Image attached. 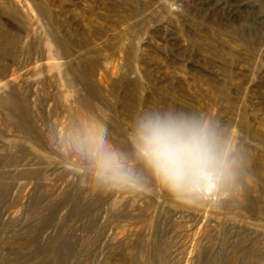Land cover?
Masks as SVG:
<instances>
[{"label":"rangeland","instance_id":"374dc122","mask_svg":"<svg viewBox=\"0 0 264 264\" xmlns=\"http://www.w3.org/2000/svg\"><path fill=\"white\" fill-rule=\"evenodd\" d=\"M150 106L237 130L242 202L80 187L86 166L57 129L95 117L131 155ZM0 264H264V0H0Z\"/></svg>","mask_w":264,"mask_h":264},{"label":"clouds","instance_id":"9594fccd","mask_svg":"<svg viewBox=\"0 0 264 264\" xmlns=\"http://www.w3.org/2000/svg\"><path fill=\"white\" fill-rule=\"evenodd\" d=\"M57 140L86 166L90 187L83 180L80 187L105 198L153 196L154 186L174 207L222 212L242 202L252 179L237 130L210 112L144 108L131 119V155L95 117L58 128Z\"/></svg>","mask_w":264,"mask_h":264}]
</instances>
